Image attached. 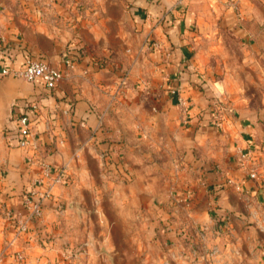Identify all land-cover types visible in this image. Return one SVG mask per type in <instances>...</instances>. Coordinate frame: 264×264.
I'll return each mask as SVG.
<instances>
[{"label":"crops","instance_id":"0c3cea01","mask_svg":"<svg viewBox=\"0 0 264 264\" xmlns=\"http://www.w3.org/2000/svg\"><path fill=\"white\" fill-rule=\"evenodd\" d=\"M187 3L0 0V264H131L150 247L176 256L199 221L216 227L218 205L230 218L232 196L263 193L254 130L238 123L243 132L233 138L214 134L232 120L216 112L193 62L182 26ZM119 11L129 31L118 26ZM35 57L66 73L54 89L1 75ZM172 84L188 99L185 114ZM31 104L38 110L21 144L14 117ZM48 184L51 198L32 215L27 197Z\"/></svg>","mask_w":264,"mask_h":264},{"label":"rangeland","instance_id":"374dc122","mask_svg":"<svg viewBox=\"0 0 264 264\" xmlns=\"http://www.w3.org/2000/svg\"><path fill=\"white\" fill-rule=\"evenodd\" d=\"M116 16L118 26L129 31L126 13ZM181 16L195 67L210 82L216 112L223 114V120H232L228 128L214 125V134L224 132L233 138V133L242 131L238 123H244L246 134L254 130L262 142L256 147L264 150V0H188ZM241 148L255 154L254 148ZM232 198L225 209L230 218H222L225 207L218 205L220 213H213L216 227L199 221L191 231L194 237L187 244L181 240L185 247L181 245L176 256L150 247L146 254H132L131 264H264V188L261 194L248 191L245 200ZM188 200L189 205L195 202L193 197ZM120 264L128 263L122 258Z\"/></svg>","mask_w":264,"mask_h":264},{"label":"built area","instance_id":"2783aa9c","mask_svg":"<svg viewBox=\"0 0 264 264\" xmlns=\"http://www.w3.org/2000/svg\"><path fill=\"white\" fill-rule=\"evenodd\" d=\"M149 47L153 49L159 48V43L155 41L149 42ZM71 52V51H70ZM80 59L78 50L72 51L65 59V63L69 67H74L76 62ZM1 75H11L14 77H22L27 81L34 82L37 80H41L43 84L49 88L54 89L64 78L65 72L63 69L53 66L44 58L35 57L29 59L24 67L20 69L15 68H7L3 67L1 70ZM125 83V79L123 80ZM119 92V89H117ZM116 92V94H117ZM170 92L173 96L176 97L177 105L179 106L182 112H185L188 106V99L185 97L180 91L179 87L176 84H172L170 88ZM38 106L36 104L28 105L26 111L21 114H18L14 117L16 125L18 127L19 133L22 137L21 144H25L27 142L26 136L30 132V124L37 113ZM185 114V113H184ZM245 156V153H244ZM45 171L49 173L50 166L44 165ZM64 173L61 171H57V178L56 181H62V177ZM39 184L42 182L38 181ZM52 187L53 184L46 185L40 191H34L38 196L36 199L31 197H27V209L30 210V213L35 216H40L43 210V203L45 200L51 198L52 196ZM21 228L26 229L25 222L21 223ZM19 257L22 256L19 254Z\"/></svg>","mask_w":264,"mask_h":264}]
</instances>
